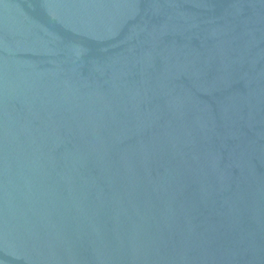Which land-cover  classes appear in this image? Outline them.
Returning a JSON list of instances; mask_svg holds the SVG:
<instances>
[{
  "label": "water",
  "instance_id": "1",
  "mask_svg": "<svg viewBox=\"0 0 264 264\" xmlns=\"http://www.w3.org/2000/svg\"><path fill=\"white\" fill-rule=\"evenodd\" d=\"M0 264H264V0H0Z\"/></svg>",
  "mask_w": 264,
  "mask_h": 264
}]
</instances>
